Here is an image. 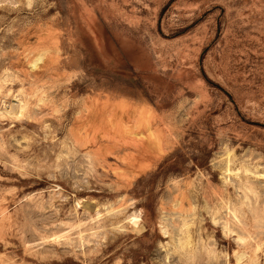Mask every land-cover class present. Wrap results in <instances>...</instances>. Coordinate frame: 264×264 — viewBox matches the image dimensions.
I'll return each mask as SVG.
<instances>
[{"label":"rangeland","instance_id":"rangeland-1","mask_svg":"<svg viewBox=\"0 0 264 264\" xmlns=\"http://www.w3.org/2000/svg\"><path fill=\"white\" fill-rule=\"evenodd\" d=\"M0 264H264V0H0Z\"/></svg>","mask_w":264,"mask_h":264},{"label":"bare ground","instance_id":"bare-ground-1","mask_svg":"<svg viewBox=\"0 0 264 264\" xmlns=\"http://www.w3.org/2000/svg\"><path fill=\"white\" fill-rule=\"evenodd\" d=\"M22 102V101H21ZM25 103H20L18 101L17 105L11 106L10 112H6V114H9L10 116H19L21 117L23 112L25 111ZM4 113V114H5ZM21 115V116H20ZM23 117V116H22ZM119 137H124V139H129L131 142V145L134 146V148L139 149L140 146L142 145V142L145 140H152L156 139V134L154 132V128H140V127H134V129H128L127 127H122V129L119 131ZM141 140H143L141 142ZM130 223L134 227H140L141 220L138 218V216H132L129 218ZM242 257L244 256H238L237 259L240 262L242 260Z\"/></svg>","mask_w":264,"mask_h":264}]
</instances>
